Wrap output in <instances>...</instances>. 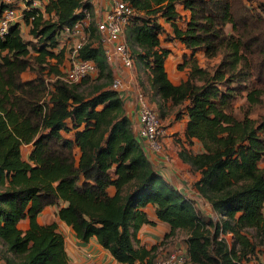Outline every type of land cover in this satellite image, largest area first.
I'll use <instances>...</instances> for the list:
<instances>
[{
    "label": "trees",
    "instance_id": "trees-1",
    "mask_svg": "<svg viewBox=\"0 0 264 264\" xmlns=\"http://www.w3.org/2000/svg\"><path fill=\"white\" fill-rule=\"evenodd\" d=\"M122 1L133 9L124 38L145 75L140 89L160 120L174 108L175 120L188 117L185 140H197L202 151L180 150L179 157L199 173L192 186L218 218L153 168L111 89L113 72L99 44L79 51L98 73L89 92L80 87L91 77L72 84L60 78L61 31L83 18L80 10H94L85 0H49L43 13L25 12L33 39L23 38L19 24L0 38V261L69 264L57 224L37 222L55 206L77 240L95 238L119 264H154L178 232L185 234L186 264H264V114L251 117L264 105V3L253 9L242 0ZM3 6L0 0V13ZM160 19L187 50L177 67L187 69L186 78L178 84L165 70L170 50L161 46ZM198 54L216 61L202 66ZM30 70L35 76L23 80ZM237 99L245 104L235 113ZM148 205L170 230L145 248L136 234L153 224Z\"/></svg>",
    "mask_w": 264,
    "mask_h": 264
},
{
    "label": "crops",
    "instance_id": "crops-1",
    "mask_svg": "<svg viewBox=\"0 0 264 264\" xmlns=\"http://www.w3.org/2000/svg\"><path fill=\"white\" fill-rule=\"evenodd\" d=\"M106 0H95L93 10L95 13L101 12L104 9V4ZM178 12L184 17H187V11H184L182 6H177ZM161 25L165 30V36L160 37L161 46L170 50V54L165 60V70L169 80L173 84H178L181 80L186 78L187 69L179 70L177 69L178 65L182 62V57L187 50L184 48L176 39H173L171 29L167 23L162 19L159 20ZM22 27V26H20ZM169 36V39H166V36ZM202 55V54H201ZM203 56V55H202ZM119 69V68H118ZM132 75L135 77L138 86L141 88V83L145 85L144 80L145 75L143 72L138 71L136 64L134 65L133 70L131 71ZM23 80L31 79L33 76L29 75L24 77ZM123 104L127 115L130 118L132 124V130L134 135L137 138L138 131V117H137V104L134 93H130L127 97L123 98ZM177 109L174 108L165 118L161 119V123L165 130V137L163 138L164 153L168 156V160L164 158V155L154 153V152H145L148 159L150 160L153 168L170 184H172L177 190H179L185 196L193 199L196 203V206L200 211L207 215L211 216L213 219H217L218 216L215 215L209 204L203 199H201L196 190L193 188L192 184L195 180L199 178L198 172H193L188 164L183 162L179 157L180 150H188L194 153H200L202 151L201 144L197 140H192L191 143H188L185 140L184 129L188 117L182 114V117L178 120L174 119L173 113ZM138 139V138H137ZM141 147L143 142L138 139ZM31 149L30 145L23 146L22 155L26 159L29 151ZM110 194L114 193V188L110 187L108 189ZM64 204H61V206ZM148 219L153 224L143 225L136 234L137 242L139 245L149 248L152 245L158 243L163 238V235L167 233L170 228L169 226L157 219L154 213V207L148 205L144 208ZM264 210V206H263ZM57 208L55 206L45 207L41 213L37 216V222L40 225H48L51 223L57 224V231L63 235L65 243V251L68 256L69 264H119L117 263L110 254L102 249L97 243L95 238H91L87 243H81L74 236L73 231L65 223L59 221L56 216ZM264 216V211H263ZM18 227L21 231H25L28 228V220H22L19 222ZM176 235L173 237V239ZM184 237L180 239H172L173 248L175 251H180L183 253L185 251ZM230 239V235L227 236ZM161 255H166L165 252ZM259 260L264 263V256L259 257Z\"/></svg>",
    "mask_w": 264,
    "mask_h": 264
},
{
    "label": "built area",
    "instance_id": "built-area-1",
    "mask_svg": "<svg viewBox=\"0 0 264 264\" xmlns=\"http://www.w3.org/2000/svg\"><path fill=\"white\" fill-rule=\"evenodd\" d=\"M85 1L90 2L94 7L95 0ZM1 2L4 6L0 13V38H3L7 35L10 26L25 24V12L36 9L43 13L49 0H1ZM103 7V11L97 13L80 10L79 12L84 15L83 18L72 26L62 29L61 36L71 40V44L66 50L67 60L60 78L72 84L95 75L97 70L94 63L80 58L79 51L84 45L96 40L113 72L111 89L122 99L131 92L134 93L138 117L137 138L143 142V149L146 152L164 155L168 160V156L164 153L165 130L161 120L150 107L131 73L134 61L124 38V29L133 15V9L122 0H106ZM28 20L32 21L33 17ZM185 262V255L176 251L167 256L157 257L154 264H185ZM0 264L4 263L0 261Z\"/></svg>",
    "mask_w": 264,
    "mask_h": 264
},
{
    "label": "rangeland",
    "instance_id": "rangeland-1",
    "mask_svg": "<svg viewBox=\"0 0 264 264\" xmlns=\"http://www.w3.org/2000/svg\"><path fill=\"white\" fill-rule=\"evenodd\" d=\"M242 1L245 2V4H246L248 7L253 8V9H255L256 6H258L259 3H264V0H242ZM262 15H263V17H264V13H262ZM29 28H30V27H27V25H23V26L20 28L21 33H22V36H23V38H24L25 40H31V39H33V38L28 34ZM228 29H229V28H228ZM93 43H94V44H97V43H96V40H94ZM70 44H71V40L66 39V38H63V37H60V47L64 49L65 54H66L67 47L70 46ZM65 56H66V55H65ZM196 57H197L198 63H199L200 65H202V66H204V65H209V66H210V65L214 64L215 61H216L215 59H213V60H206L201 54H198ZM66 60H67V56L65 57V59H62V62H61L62 64L59 66V70H60V71L63 70V67H64V64H65ZM22 75H23V74H22ZM28 75H29V77H30V76H33V77H34V76H35V73H34V71H32V70L24 72V77H27ZM95 75H96V76H95ZM95 75L93 76V78H90V79L88 78V79H86L85 83L82 85V87H80V90H81V91H84L85 93H87V92L90 91V89L92 88V86H93L94 83H95V80H96V78H97V76H98V73L96 72ZM22 77H23V76H22ZM48 77H50V76H48ZM51 77L53 78L52 75H51ZM76 83H78V82H76ZM241 104H245L243 99H237L236 102H234V111H235V113L240 112V108H239V107H240ZM149 105H150V104H149ZM150 107L153 109L154 105H153V107H152V105H150ZM154 108H155V107H154ZM172 110H173V109H172ZM263 114H264V105H263L262 107L257 108L254 112H252L251 117L254 118V117H257V116H261V115H263ZM161 124H162V123H161ZM263 211H264V210H263ZM184 236H185V234H184L183 232H178V233L176 234V237H175L174 239H180L181 237H184ZM174 239H173V240H174ZM173 240L170 239V240L167 242V244L165 245V247H164L162 250H160V251H162V253L165 252L166 256L169 255V254H171V253H173V252H176V251L174 250V248H173V244H170V243H172ZM177 252H180V251H177ZM180 253H181V252H180ZM185 264H186V263H185Z\"/></svg>",
    "mask_w": 264,
    "mask_h": 264
}]
</instances>
